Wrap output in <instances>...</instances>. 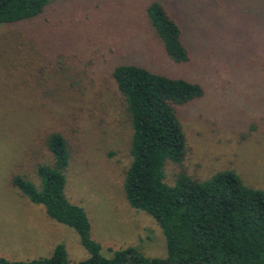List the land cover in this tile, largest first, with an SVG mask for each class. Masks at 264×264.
Instances as JSON below:
<instances>
[{
  "label": "rangeland",
  "instance_id": "rangeland-1",
  "mask_svg": "<svg viewBox=\"0 0 264 264\" xmlns=\"http://www.w3.org/2000/svg\"><path fill=\"white\" fill-rule=\"evenodd\" d=\"M152 1L179 25L189 61L166 55ZM125 63L204 88L176 109L185 157L165 161V183L181 171L206 180L232 170L264 188V0H48L38 15L0 24V257L42 258L56 244L71 262L88 256L72 228L12 184L21 175L40 188L35 168L53 163L52 132L66 139L65 194L85 210L99 253L166 255L157 222L123 191L132 127L111 71Z\"/></svg>",
  "mask_w": 264,
  "mask_h": 264
},
{
  "label": "trees",
  "instance_id": "trees-1",
  "mask_svg": "<svg viewBox=\"0 0 264 264\" xmlns=\"http://www.w3.org/2000/svg\"><path fill=\"white\" fill-rule=\"evenodd\" d=\"M47 2L0 0V24L32 18ZM147 14L166 55L176 63L189 61L180 27L163 4L150 2ZM111 77L132 127L123 191L132 208L145 211L157 222L166 255L149 257L133 247L114 250L109 257L99 253L85 210L65 194L66 139L52 132L46 146L53 163L35 168L40 188L21 175H15L12 184L31 203L42 205L48 217L72 228L88 256L71 262L64 246L56 244L49 256L0 257V264H264V188L245 185L232 170L216 172L206 180L181 171L172 185L163 179L165 161L181 163L185 157V137L176 109L201 98L202 85L128 63L115 65Z\"/></svg>",
  "mask_w": 264,
  "mask_h": 264
}]
</instances>
